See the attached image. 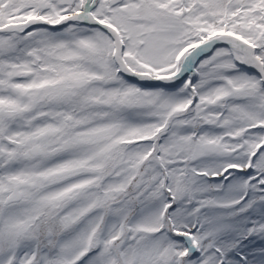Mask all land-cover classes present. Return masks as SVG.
Listing matches in <instances>:
<instances>
[{"label":"snow or ice","instance_id":"1","mask_svg":"<svg viewBox=\"0 0 264 264\" xmlns=\"http://www.w3.org/2000/svg\"><path fill=\"white\" fill-rule=\"evenodd\" d=\"M0 264H264V0H0Z\"/></svg>","mask_w":264,"mask_h":264}]
</instances>
